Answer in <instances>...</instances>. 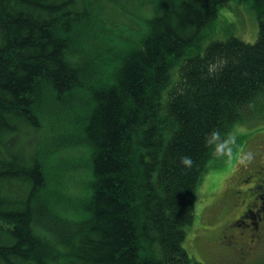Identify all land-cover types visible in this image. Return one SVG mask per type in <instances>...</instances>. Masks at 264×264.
I'll return each mask as SVG.
<instances>
[{
	"label": "trees",
	"instance_id": "obj_1",
	"mask_svg": "<svg viewBox=\"0 0 264 264\" xmlns=\"http://www.w3.org/2000/svg\"><path fill=\"white\" fill-rule=\"evenodd\" d=\"M221 2L0 0V264H203L183 242L205 135L264 117V0L252 43L209 39ZM82 165L70 194L61 172Z\"/></svg>",
	"mask_w": 264,
	"mask_h": 264
},
{
	"label": "rangeland",
	"instance_id": "obj_2",
	"mask_svg": "<svg viewBox=\"0 0 264 264\" xmlns=\"http://www.w3.org/2000/svg\"><path fill=\"white\" fill-rule=\"evenodd\" d=\"M221 1L222 5L220 7L217 3L218 14L211 28L209 39H225L228 35L232 34L245 42L252 43L257 37L258 28L256 16L251 7L252 0ZM127 6L130 7V5ZM102 18L106 20L105 26L112 28L113 31L116 32L119 30L118 26L128 24L127 17L108 4L104 9ZM237 125H244L247 128V133L238 137V143L246 149L252 150L255 155L260 157L262 155L264 156V117H260L252 123H249V121L236 122L231 129H234ZM59 148L61 147L56 148V150H58L52 157H55L56 160L66 159V162H68L66 164L67 166H70L71 163L69 158L74 161L76 158H86L88 154L85 147L76 146V148L72 147L70 150ZM263 160L264 157H262V160H260L262 163H260L257 157H255L250 165L241 168L235 173L229 171L222 158L213 156L208 161L206 170L202 174L199 184L197 185L193 223L186 228L183 242L188 253L196 260L203 264H264V243H262V246L259 247L254 255L246 259L240 258L239 256L236 257L235 255L226 256L224 249L218 247L213 241H209L206 231L203 230V225L205 224L210 228H212L215 223H218L219 227L221 226V220L218 221L220 218L219 205L222 204L224 198L226 199V196L234 190L235 186L239 189L240 186H238L237 183L240 180V176L248 170L254 172L260 170L259 165L264 164ZM83 167L85 166L82 165L78 169L68 167L64 168V171L61 172V175L67 176L71 181L73 180L67 187V191H69L70 194L82 193L83 179H88V175L90 174V172ZM256 194L264 197V191L257 190ZM225 202L226 201H224V203ZM260 206L264 207V199L259 203V208ZM249 214L253 217L252 221L257 223L260 222L257 215V207H251ZM248 223L250 224V222ZM242 226L244 227L241 228ZM214 227H216V225ZM246 228H248V226L243 224L237 227L236 230L237 232L245 233L246 236Z\"/></svg>",
	"mask_w": 264,
	"mask_h": 264
},
{
	"label": "flooded vegetation",
	"instance_id": "obj_3",
	"mask_svg": "<svg viewBox=\"0 0 264 264\" xmlns=\"http://www.w3.org/2000/svg\"><path fill=\"white\" fill-rule=\"evenodd\" d=\"M257 159L262 160L263 155L260 157L255 155ZM262 163V161H260ZM264 163V160H263ZM260 170H257L255 173L253 171H245L241 176L240 180L237 183L239 189L235 186L234 190L230 192L229 195L224 198L226 201L223 206L219 205L220 218L222 229L220 228L219 235L213 243L217 246L224 248L226 251H231L232 254L243 257H250L257 252L262 243H264V207L260 206L259 203L264 199L261 195H257L256 191H264V164L259 165ZM242 177V178H241ZM232 195V196H231ZM228 202V203H227ZM257 203V204H256ZM222 206V207H221ZM257 207V215L260 222L252 221L253 217L250 216L249 212L251 207ZM250 222V224L248 223ZM245 224L248 226L247 233L237 232V227ZM214 228L219 227L218 223H215ZM242 226L241 228H243ZM206 235L209 239L211 236L214 238V235L207 231ZM212 240V239H211Z\"/></svg>",
	"mask_w": 264,
	"mask_h": 264
},
{
	"label": "clouds",
	"instance_id": "obj_4",
	"mask_svg": "<svg viewBox=\"0 0 264 264\" xmlns=\"http://www.w3.org/2000/svg\"><path fill=\"white\" fill-rule=\"evenodd\" d=\"M226 63L227 61L222 58H217L209 63L207 77L217 75ZM246 133L247 128L244 125H237L234 129L226 132H221L219 128H213L205 135L204 143L212 149V154L215 157L225 161L231 173H235L250 165L255 159V153L252 150L246 149L238 143V137ZM180 163L185 169H190L194 161L190 155H183L180 157Z\"/></svg>",
	"mask_w": 264,
	"mask_h": 264
}]
</instances>
